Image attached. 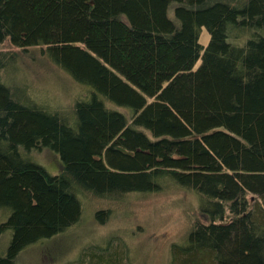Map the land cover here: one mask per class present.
Segmentation results:
<instances>
[{
	"label": "trees",
	"instance_id": "trees-1",
	"mask_svg": "<svg viewBox=\"0 0 264 264\" xmlns=\"http://www.w3.org/2000/svg\"><path fill=\"white\" fill-rule=\"evenodd\" d=\"M5 44L0 264L77 224L79 193L120 201L167 184L203 207L175 264H264V0H0ZM31 48L85 88L72 112L10 83ZM45 148L57 175L24 156ZM117 250L68 264H125Z\"/></svg>",
	"mask_w": 264,
	"mask_h": 264
},
{
	"label": "rangeland",
	"instance_id": "rangeland-1",
	"mask_svg": "<svg viewBox=\"0 0 264 264\" xmlns=\"http://www.w3.org/2000/svg\"><path fill=\"white\" fill-rule=\"evenodd\" d=\"M209 39L208 31L202 28L200 43L206 46ZM12 49L9 44L0 46L1 53H11ZM14 65L10 83L23 86L33 99L50 109L72 112V106L84 93L83 86L36 48L17 51ZM24 156L50 175L59 172L60 154L51 148ZM78 196L81 220L61 234L25 248L16 264H68L80 253L99 254L100 250L116 247L124 252L125 264H175L172 249L184 248L189 232L202 220L200 196L192 189L173 184L154 193H130L120 201L87 193ZM99 211H103L100 218ZM1 212L2 222L7 213ZM11 238V230L0 231V256L7 253Z\"/></svg>",
	"mask_w": 264,
	"mask_h": 264
}]
</instances>
